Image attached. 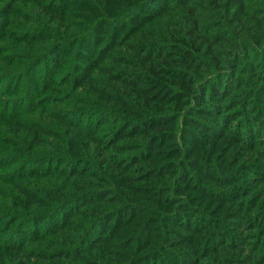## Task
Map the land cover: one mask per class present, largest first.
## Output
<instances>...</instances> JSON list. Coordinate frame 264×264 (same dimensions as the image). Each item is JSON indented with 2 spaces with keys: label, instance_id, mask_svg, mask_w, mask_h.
Instances as JSON below:
<instances>
[{
  "label": "rangeland",
  "instance_id": "1",
  "mask_svg": "<svg viewBox=\"0 0 264 264\" xmlns=\"http://www.w3.org/2000/svg\"><path fill=\"white\" fill-rule=\"evenodd\" d=\"M140 1L0 0V264H225L227 253L240 254L238 264L264 258V159L247 164L255 150L245 144L264 148V28L257 26L264 0H246L245 21H236L238 8L231 7L219 17L223 26L216 19L222 12L202 0V26L213 37H230L237 49L227 56L215 48L224 69L209 85L198 76L208 69L200 63L205 45L185 37L186 0H149L127 20ZM105 20L112 25L102 26ZM99 21L96 37L57 45L33 70L14 66L27 57L18 46L48 31L75 38L96 31ZM156 53L180 64L156 72L145 60ZM136 93L149 98L151 114ZM152 115L160 117L146 120ZM24 118L49 125L52 135H44L41 148L25 144ZM68 154L76 158L67 161L68 174L36 172L61 167ZM30 156L36 158L28 163ZM163 170L187 173L174 198L157 196ZM81 187L92 193L43 221L10 212ZM167 189L160 192L170 194ZM179 205V217H171L177 212L170 208ZM11 232L14 240L2 245Z\"/></svg>",
  "mask_w": 264,
  "mask_h": 264
},
{
  "label": "trees",
  "instance_id": "2",
  "mask_svg": "<svg viewBox=\"0 0 264 264\" xmlns=\"http://www.w3.org/2000/svg\"><path fill=\"white\" fill-rule=\"evenodd\" d=\"M143 1H140L138 3L139 8L135 11L133 9V11L128 15L127 20L130 19L132 16H133L132 18H134V16H136V13L138 11H140V9H143L144 7L148 6L147 3L149 2V0H147V1L143 0ZM209 1H212L215 5V6L211 7L212 10L216 9V10H220L222 12V13H220L218 11L219 16L216 17L217 22H219V25L223 26V24H224L223 22L219 21V17H221L222 14L224 16H228L231 13V9H230L231 7L238 8L237 12L234 13V19H236V21H241V20L245 21V20H248V18H249V17L244 18V16L247 15L246 9H245L246 0H209ZM16 2H17V0H14V4H16ZM115 2H118V1H115ZM115 2L111 3L109 10L115 9V7H114ZM202 3H203L202 0H186L184 2L183 9L191 19L190 20L191 27L185 32V37H187V39H186L187 41L188 40H195L197 42L199 41L200 43L203 42V45H205L204 58H203L204 60L200 63L202 64V66H206L208 69H205L203 71V75H198V76L200 78L199 84L204 82L205 84L209 85L210 84L209 81H211V79L213 78L212 76H214L218 72H222V70L224 69V67L222 66L223 61L221 60L220 55H219L217 49H215V48L218 47V49H220V50H225L227 56L229 54L234 55L237 52V49H235V43L230 39V37H228L226 35L223 38L213 37L210 35V33L208 32L206 27L202 26V24L205 25L203 15H201L199 13L200 6ZM256 18H257L256 15H254L252 17V19H256ZM100 22L101 21H99L95 25V26H97L96 31H95V29H92V27H91V28L85 30L83 33H81L80 35H78L75 38H71L72 35L69 36L70 37L69 39H66V38L61 39L59 37H56V35L53 32L50 33L47 30L48 32L45 33L44 38L42 40H38L36 42L28 41L27 46H24V47L18 46L22 50L20 55H26L27 57H25L24 60L20 61L19 64H18V62H19L18 61L16 64H14V66L18 67V66L24 65V68H26V66H27V67H29V70H33L35 68L34 66H35L36 61L38 60L39 63L42 62L44 60L45 56H48L49 53L51 55V52L53 51V49L57 45H60V46L67 45L69 47H73V46H77V43L84 38H87L90 36H91V38L96 37V33L98 32V30H100V25H99ZM104 23L105 24H103L102 26H105V27L112 25L111 21L105 20ZM257 26L258 27L263 26L262 28H264V19H259L257 21ZM70 34L71 33H66V35H70ZM257 34H258L257 36L259 37V40H261V36H260L261 34L259 32ZM262 36H264V35H262ZM30 39H32V37H30ZM157 40H159V39H157ZM141 43L144 45V42L141 41ZM153 44L155 45L157 43L155 42ZM60 46H58L57 48H59ZM230 47L234 48V50H232ZM26 49H29V50L26 51ZM153 49H156V48L154 47ZM158 53H156L157 55H155V56L151 55V54L150 55L147 54L145 56L146 63H149L150 66H153L155 68L156 72H158V69L162 66V64H169V65H179L180 64V61H178V59L176 57H173V55L167 56V55H162V54H158ZM170 57L172 58V61H173L172 64L169 62ZM189 63H190V61L187 60L185 64H189ZM193 65L196 66L197 64L193 63ZM145 75H146L145 73H141L140 76L139 75L138 76H139V78H141V76L144 77ZM157 82L158 81L155 79L153 81V84L155 85ZM163 84L171 85L170 82L166 83V82L162 81V85ZM140 91L143 93L145 92L144 89H142ZM135 96H138V98L142 102V103H138V104H140L139 106H143V108H146L145 112L148 114H151L153 112V110H152L153 105H151L149 98H144V95L142 93H139V94L136 93ZM158 111H155V112H158ZM156 117H160V116L152 115V117H147L146 120H154ZM237 118H239V117H237ZM22 124L29 128V131L26 135H30V140L25 144H27L30 147L31 151H33L34 148H36V147L41 148V146H44V144H45L44 135H46V136L52 135V133H50V131H49L50 130L49 125H43V124L41 125L38 122H36L32 119H29V118L22 119ZM158 125H156V126H158ZM82 127H85L87 130L90 129L91 131H94V129L92 128L91 125H88V128H87L86 123H84L82 125ZM88 132L92 135V133L89 130H88ZM144 134L146 135V137H149L151 135V130L146 129L144 131ZM237 138L240 141L239 132H237ZM20 140H22V138H20ZM25 141H26V138L24 137V142ZM245 141H243V142L245 143ZM245 144L251 146V149L253 151L255 150V153L251 156V158L246 159L247 164H250V163L253 164L254 163V165H255V162L252 161L253 159H255L257 161L264 159V148H261V147L255 148L254 146L252 147L251 140H247V143H245ZM35 150L37 153H40L39 150L38 151H37V149H35ZM68 150H70V149H68ZM42 153L43 152H41L40 154H42ZM51 156L48 155V156H42L39 158H48L45 160H49V158ZM66 156H67L66 158L61 157V159H65L64 160L65 163L61 167H58L55 170H51L50 168L47 167V168L42 169L40 171L37 170L36 172H38L39 175L47 174V175L54 176L55 178L65 174V173L68 174L67 173L68 166L66 167L67 161L75 164L74 159H76V158L73 159V156H71L69 154ZM35 158L36 157H32V156L28 157V159H27L28 163L31 162L32 160H34ZM77 160H79V158H77ZM28 163H26V164H28ZM34 165H37V162H34ZM166 172H168V171L163 170L160 173V180L164 181V183L161 185L160 184L156 185L157 190L159 189L157 196L160 198H164V199L167 198L168 196H169V198H174L175 192H178L179 190L183 189L180 185H182V182L186 178L187 173H182L179 177H176V171L173 173H169V172L166 173ZM32 173H35V172H27L25 174V176L30 177V176H32ZM15 180H16V178H15ZM177 182H179V183H177ZM55 183H56V181H55ZM56 186H57V183L55 184L54 187H56ZM69 186L71 187L72 185H69ZM163 186H167V188H168L167 190H168V192H170V194L160 192V189ZM70 187H68V188H70ZM78 190H80V191H71L70 193L68 192L66 194H60L61 196H59L58 198H56L54 195H52L51 192L47 191V195L54 196V198H52L54 200L53 202H51L47 197L41 196V197L33 199L32 201L25 204L23 209H18L19 210L18 213H17V211H15L16 209H14V211H10V212L14 213V216H16V218H18V219L21 216H26L23 218H28L29 220L43 221V220H45V218H49L55 210L61 209L65 206H67L70 202L74 201L76 198L82 197L83 193L90 192V191L92 193V189H86L83 187H81V189H78ZM5 192L7 193V191H5ZM182 195H184V193ZM34 197H37V196H34ZM5 198L8 199L7 196H5ZM119 199L120 198L118 197V200ZM227 199L228 198H223V200H227ZM183 201H184V199L181 202H183ZM125 202L126 201H124L123 203H125ZM126 204L134 205L131 202H126ZM134 206H136V205H134ZM5 208L6 207H3L2 211L7 212ZM12 208H14V206ZM170 209H175L174 211L177 212V214H175L171 217L176 216V219H177L179 217L178 212H180V205L177 207H172ZM148 211L155 214V211L152 208H149ZM0 213H2V212H0ZM156 213L159 216H161V215L163 216V214H164V213L160 214V213H158V211ZM261 214H264V210L262 211ZM262 229H264V226L262 227ZM58 231L52 230V231H49L48 234L54 233V232L58 233ZM12 239L14 240V232H11V235L9 234V235L3 236V239H2L3 244L2 245L8 244V242H10ZM80 239H81V241L84 240V234L81 236ZM231 252H233V251H231ZM235 252H237V251H235ZM261 253L263 254L261 257H264V252H261ZM239 255L240 254H237V253H227L224 256V257H226V259H228V261L225 264H238L239 263ZM48 258H51V257H48ZM54 258L56 259V257H54ZM263 261H264V258L262 260H260L257 264H263ZM248 262H251V261H248ZM7 264H12V262L9 261ZM33 264H37V263H33ZM249 264H251V263H249Z\"/></svg>",
  "mask_w": 264,
  "mask_h": 264
}]
</instances>
